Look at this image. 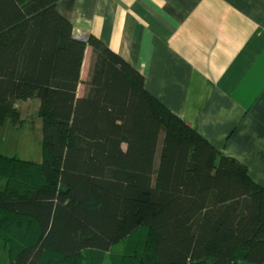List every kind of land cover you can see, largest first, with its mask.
<instances>
[{
  "label": "trees",
  "instance_id": "16d2710c",
  "mask_svg": "<svg viewBox=\"0 0 264 264\" xmlns=\"http://www.w3.org/2000/svg\"><path fill=\"white\" fill-rule=\"evenodd\" d=\"M56 5L0 0V125L36 99L42 128L40 163L0 154L10 264H264V188Z\"/></svg>",
  "mask_w": 264,
  "mask_h": 264
},
{
  "label": "crops",
  "instance_id": "0c3cea01",
  "mask_svg": "<svg viewBox=\"0 0 264 264\" xmlns=\"http://www.w3.org/2000/svg\"><path fill=\"white\" fill-rule=\"evenodd\" d=\"M56 8L74 35L119 55L150 95L264 188V0H57ZM91 57L87 47L83 83Z\"/></svg>",
  "mask_w": 264,
  "mask_h": 264
},
{
  "label": "rangeland",
  "instance_id": "374dc122",
  "mask_svg": "<svg viewBox=\"0 0 264 264\" xmlns=\"http://www.w3.org/2000/svg\"><path fill=\"white\" fill-rule=\"evenodd\" d=\"M20 118L18 125L6 120L0 125V154L40 163L42 161V128L38 117V100L19 101L16 104ZM153 204L144 203L135 225L148 223ZM0 264H10L7 250L0 247Z\"/></svg>",
  "mask_w": 264,
  "mask_h": 264
},
{
  "label": "built area",
  "instance_id": "2783aa9c",
  "mask_svg": "<svg viewBox=\"0 0 264 264\" xmlns=\"http://www.w3.org/2000/svg\"><path fill=\"white\" fill-rule=\"evenodd\" d=\"M75 38H76V39L83 40V41H86V40H87V37H86V36H84V35H80V34L76 35Z\"/></svg>",
  "mask_w": 264,
  "mask_h": 264
}]
</instances>
